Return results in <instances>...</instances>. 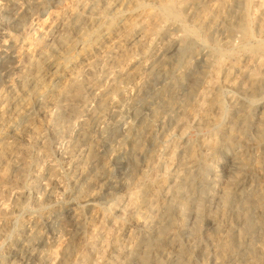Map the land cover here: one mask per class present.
<instances>
[{
    "label": "rangeland",
    "instance_id": "1",
    "mask_svg": "<svg viewBox=\"0 0 264 264\" xmlns=\"http://www.w3.org/2000/svg\"><path fill=\"white\" fill-rule=\"evenodd\" d=\"M0 264H264V0H0Z\"/></svg>",
    "mask_w": 264,
    "mask_h": 264
},
{
    "label": "bare ground",
    "instance_id": "2",
    "mask_svg": "<svg viewBox=\"0 0 264 264\" xmlns=\"http://www.w3.org/2000/svg\"><path fill=\"white\" fill-rule=\"evenodd\" d=\"M47 20V19H46ZM52 20H53V18H52ZM42 22V21H41ZM47 22V21H46ZM46 22H43V25H45L46 24ZM49 22H51V21H49ZM49 22H48V25H49ZM39 25V24H38ZM48 25L46 26V27H48ZM39 29V28H38ZM194 159V158H193ZM184 162V161H183Z\"/></svg>",
    "mask_w": 264,
    "mask_h": 264
}]
</instances>
